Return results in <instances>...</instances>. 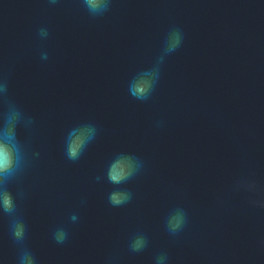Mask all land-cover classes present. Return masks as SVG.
I'll list each match as a JSON object with an SVG mask.
<instances>
[{"label": "water", "instance_id": "1", "mask_svg": "<svg viewBox=\"0 0 264 264\" xmlns=\"http://www.w3.org/2000/svg\"><path fill=\"white\" fill-rule=\"evenodd\" d=\"M173 26L181 46L153 95L132 98L129 79ZM0 77L35 121L21 135L39 156L14 187L38 264H154L160 253L167 264H264V207L252 203L264 199V0H111L97 17L82 0H0ZM81 122L98 134L69 161L64 134ZM117 152L143 167L125 185L132 200L113 207L96 177ZM242 179L259 191L237 190ZM178 207L187 221L171 235L164 222ZM9 223L0 215V261L17 264ZM137 233L148 246L134 253Z\"/></svg>", "mask_w": 264, "mask_h": 264}, {"label": "clouds", "instance_id": "2", "mask_svg": "<svg viewBox=\"0 0 264 264\" xmlns=\"http://www.w3.org/2000/svg\"><path fill=\"white\" fill-rule=\"evenodd\" d=\"M55 4L57 0H49ZM82 6L94 17L104 15L111 6V0H82ZM39 35L48 36L46 28H41ZM183 32L178 27H171L164 39L162 54L151 67L137 71L127 83L129 96L139 101H147L154 93L161 76L162 65L168 54L175 52L183 42ZM41 59L47 60L48 53L42 52ZM34 119L22 106L10 96L6 78L0 77V215L10 218L9 232L14 244L18 248L17 264H38L34 253L26 246L28 226L18 210V200L24 198L25 193L16 190L14 185L29 167L31 161L39 156L38 152L30 151L22 131L27 132L34 126ZM98 128L94 123L81 122L70 126L63 139V151L69 161H78L89 145L95 140ZM143 161L130 152H117L107 162L103 176L96 180H106L112 186L108 193V202L113 207L129 203L133 194L125 185L142 169ZM237 190L249 193L259 191L254 181L242 179L236 184ZM253 204L264 207V199L254 200ZM79 219L73 213L70 221L75 223ZM187 221L183 208H175L165 218V228L171 235H176ZM66 227H57L52 233V239L57 244H63L68 239ZM148 246V238L143 233L134 235L128 244L131 252H142ZM168 256L160 253L155 256L154 264H167ZM3 264V261H0Z\"/></svg>", "mask_w": 264, "mask_h": 264}]
</instances>
